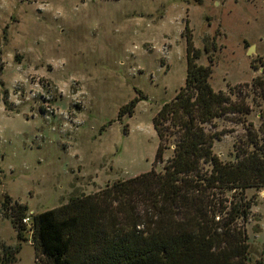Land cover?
<instances>
[{"label": "rangeland", "instance_id": "rangeland-1", "mask_svg": "<svg viewBox=\"0 0 264 264\" xmlns=\"http://www.w3.org/2000/svg\"><path fill=\"white\" fill-rule=\"evenodd\" d=\"M263 1L0 0V250L18 248L9 264L36 258L30 220L27 240L19 239L1 207L5 196L31 216L161 171L152 121L184 83L185 27L197 62L211 66L214 90L264 73ZM258 109L245 116L255 127ZM223 127L212 149L232 160L243 130L219 120ZM263 190H245L249 215L237 221L252 261L264 252Z\"/></svg>", "mask_w": 264, "mask_h": 264}, {"label": "trees", "instance_id": "trees-1", "mask_svg": "<svg viewBox=\"0 0 264 264\" xmlns=\"http://www.w3.org/2000/svg\"><path fill=\"white\" fill-rule=\"evenodd\" d=\"M187 30L184 83L152 121L161 171L118 179L28 215L35 264H264V252L250 259L245 228L237 222L249 215L245 190L264 188V73L214 90L211 66L197 62L200 50ZM135 101L120 112H130ZM253 106L259 107L257 127L245 120ZM219 120L243 130L232 160L212 149L226 133ZM1 207L17 237L27 240V206L5 196ZM17 251L0 250V264Z\"/></svg>", "mask_w": 264, "mask_h": 264}, {"label": "built area", "instance_id": "built-area-1", "mask_svg": "<svg viewBox=\"0 0 264 264\" xmlns=\"http://www.w3.org/2000/svg\"><path fill=\"white\" fill-rule=\"evenodd\" d=\"M22 221H23L24 223H27V222L29 221V216H28V215L25 216V217L22 219Z\"/></svg>", "mask_w": 264, "mask_h": 264}, {"label": "water", "instance_id": "water-1", "mask_svg": "<svg viewBox=\"0 0 264 264\" xmlns=\"http://www.w3.org/2000/svg\"><path fill=\"white\" fill-rule=\"evenodd\" d=\"M253 50V46H249V49L247 50V52H250ZM262 193L264 194V190L262 191Z\"/></svg>", "mask_w": 264, "mask_h": 264}, {"label": "crops", "instance_id": "crops-1", "mask_svg": "<svg viewBox=\"0 0 264 264\" xmlns=\"http://www.w3.org/2000/svg\"><path fill=\"white\" fill-rule=\"evenodd\" d=\"M264 2V1H263Z\"/></svg>", "mask_w": 264, "mask_h": 264}]
</instances>
